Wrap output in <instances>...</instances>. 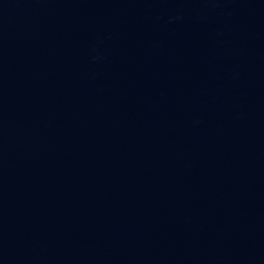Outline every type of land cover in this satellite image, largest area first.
Returning a JSON list of instances; mask_svg holds the SVG:
<instances>
[{"label":"water","instance_id":"1","mask_svg":"<svg viewBox=\"0 0 264 264\" xmlns=\"http://www.w3.org/2000/svg\"><path fill=\"white\" fill-rule=\"evenodd\" d=\"M0 264H264V0H0Z\"/></svg>","mask_w":264,"mask_h":264}]
</instances>
